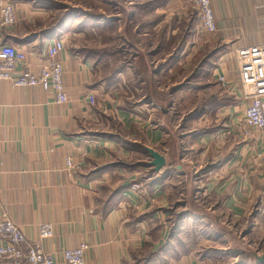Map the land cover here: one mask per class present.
<instances>
[{
	"label": "crops",
	"instance_id": "0c3cea01",
	"mask_svg": "<svg viewBox=\"0 0 264 264\" xmlns=\"http://www.w3.org/2000/svg\"><path fill=\"white\" fill-rule=\"evenodd\" d=\"M9 1L17 23L0 44L39 72L63 38L68 102L0 80V219L56 264L81 243L87 264H257L264 133L242 135L237 50L264 44V0H211L217 32L203 36L194 0Z\"/></svg>",
	"mask_w": 264,
	"mask_h": 264
},
{
	"label": "built area",
	"instance_id": "2783aa9c",
	"mask_svg": "<svg viewBox=\"0 0 264 264\" xmlns=\"http://www.w3.org/2000/svg\"><path fill=\"white\" fill-rule=\"evenodd\" d=\"M193 3L198 9L195 35L216 33L211 0H194ZM16 23V5L9 0H0V32ZM64 47V39L55 38L47 46L45 65L39 72H34L23 50L12 44H0V80L9 81L14 87H41L52 92L58 103H67L64 67L58 59ZM237 58L244 98L249 102L240 120V128L244 136H250L253 130L264 133V44L239 48ZM221 81L224 79L221 78ZM91 103H96L94 96L91 97ZM67 167H75L71 158L67 159ZM53 234L51 223L39 226L41 240L49 239ZM88 247V244L81 243L74 248L65 249L62 257L67 264H87L85 253ZM0 260L6 264H56L54 254L44 251L41 242L29 241L23 230L7 217L0 219Z\"/></svg>",
	"mask_w": 264,
	"mask_h": 264
},
{
	"label": "water",
	"instance_id": "95a60500",
	"mask_svg": "<svg viewBox=\"0 0 264 264\" xmlns=\"http://www.w3.org/2000/svg\"><path fill=\"white\" fill-rule=\"evenodd\" d=\"M147 152L151 161L148 166L154 168V171L161 170L166 165V159L159 152L155 151L152 148H148ZM255 260L257 264H264V254L259 256L258 254H254Z\"/></svg>",
	"mask_w": 264,
	"mask_h": 264
},
{
	"label": "rangeland",
	"instance_id": "374dc122",
	"mask_svg": "<svg viewBox=\"0 0 264 264\" xmlns=\"http://www.w3.org/2000/svg\"><path fill=\"white\" fill-rule=\"evenodd\" d=\"M73 2H78V3H81V5H84V6H86V5H91V6H94V0H73ZM95 9V8H94ZM93 9V10H94ZM104 9L106 10V13H108V14H111V12L113 11L112 10V8H111V6H109V5H106V7H104ZM117 16V15H116ZM121 16V15H120ZM119 17V16H118ZM204 53V52H203ZM202 54V53H201ZM238 59V58H237ZM212 61V57H210V62ZM221 78H223L224 79V81H221ZM166 81V83H169L168 82V80H165ZM219 81H220V83H222L223 85H225L226 84V80H225V78L224 77H220L219 78ZM240 83H241V81H240ZM245 99V98H244ZM178 110H179V108L177 109V107L175 108V112H178ZM181 110H183L184 111V109H182L181 108ZM182 111V114L184 113ZM200 111V110H199ZM199 113V112H198ZM183 115H178V116H175L176 118H175V123L176 124H180V125H185L186 124V122L185 121H183V119H185V116L184 117H182ZM242 131V130H241ZM242 135H243V138H248L249 136H244V134H243V132H242Z\"/></svg>",
	"mask_w": 264,
	"mask_h": 264
}]
</instances>
